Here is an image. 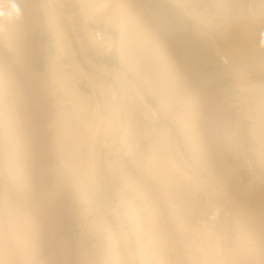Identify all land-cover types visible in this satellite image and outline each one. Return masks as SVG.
I'll return each instance as SVG.
<instances>
[{"label": "rangeland", "instance_id": "1", "mask_svg": "<svg viewBox=\"0 0 264 264\" xmlns=\"http://www.w3.org/2000/svg\"><path fill=\"white\" fill-rule=\"evenodd\" d=\"M94 1L0 0V264H212L217 238L264 264V0ZM94 29L134 82L115 104Z\"/></svg>", "mask_w": 264, "mask_h": 264}, {"label": "built area", "instance_id": "2", "mask_svg": "<svg viewBox=\"0 0 264 264\" xmlns=\"http://www.w3.org/2000/svg\"><path fill=\"white\" fill-rule=\"evenodd\" d=\"M245 9L247 12L252 11V1H249L245 5ZM92 36L94 39L93 43L99 47V51L95 53L96 55H92L93 57L90 59L89 68L86 70L88 75L86 80L89 83V81L97 79L100 83H103L106 86L105 92L107 93L109 102L115 104L125 93L130 92L131 89L134 91V82L121 62L118 38L116 35L112 32L94 29ZM71 47L72 44L66 41L59 49L62 52L61 58L67 61V64L72 61L69 55ZM220 62L223 66L229 65V60L226 56H222ZM147 108L150 117L156 120L158 117L157 110L154 107ZM155 150H158L157 146H155Z\"/></svg>", "mask_w": 264, "mask_h": 264}, {"label": "bare ground", "instance_id": "3", "mask_svg": "<svg viewBox=\"0 0 264 264\" xmlns=\"http://www.w3.org/2000/svg\"><path fill=\"white\" fill-rule=\"evenodd\" d=\"M51 2V1H50ZM95 2V1H94ZM132 2V1H131ZM51 5V4H50ZM52 8V7H51ZM109 9H110V0H100V1H98V2H95V4H94V11H95V13H97V14H99V15H105L106 13H107V11H109ZM59 29V28H58ZM127 30H122V32H121V38L122 39H124L125 37H127ZM90 38H91V40H92V42H94V39H93V36H92V32H91V35H90ZM79 67V66H78ZM79 70L85 75V73L83 72V69L81 68V67H79ZM86 76V75H85ZM87 77V76H86ZM139 96L143 99V97L140 95V93H139ZM98 107V106H97ZM97 109V108H96ZM112 118V117H111ZM101 119V118H100ZM102 124V122L101 121H99V125H101ZM151 160V159H150ZM150 166L149 167H152V169L153 170H155L158 166H160V161L159 160H151L150 161ZM152 170V171H153ZM209 201V200H208ZM211 202V201H210ZM209 204H211L212 205V207H214L216 204H215V202L214 203H209ZM217 207V206H216ZM215 207V208H216ZM214 208V209H215ZM126 210H127V212H128V214H129V216L135 221V223H138V216H137V213H136V210H135V208H134V206L131 204V202H129V201H127V204H126ZM114 211H116V209L114 210ZM117 215H120L119 213L117 214ZM201 216H203V215H201ZM208 216V215H207ZM199 218H200V216H199ZM213 218V217H212ZM201 219V218H200ZM204 219V218H203ZM206 220V219H205ZM201 221V223H202V220H200ZM203 222H204V220H203ZM207 222V221H206ZM214 223H215V221H214ZM205 224V223H204ZM203 224V225H204ZM213 224V223H212ZM204 227V226H203ZM217 227V226H216ZM207 228V227H206ZM204 229H205V227H204ZM213 229V228H212ZM214 229H215V227H214ZM203 230V229H202ZM207 230V229H206ZM210 230H211V228H210ZM199 231V230H198ZM214 231H216V230H214ZM213 231V232H214ZM203 232H205L204 230H203ZM217 232V231H216ZM219 232V231H218ZM218 232H217V234H218ZM205 233H207V231L205 232ZM204 233V234H205ZM220 233V232H219ZM213 233H211V236H215L214 234H215V232H214V234L212 235ZM208 235V234H207ZM220 235V234H219ZM150 236V235H149ZM198 236H199V234H198ZM204 236V235H203ZM206 237V236H205ZM205 237H202V240H203V238L204 239H206ZM213 237H212V239H213ZM216 237H217V235H216ZM215 237V238H216ZM151 238V237H150ZM217 240H218V238H217ZM217 240H216V242H208V244H206L207 243V241L208 240H206L205 242H203L204 244H206L208 247L209 246H213V248H214V250H209L210 248H208V251L207 252H211V254H210V256H208V254H207V252H206V258H205V260H204V262L206 261V260H208V261H210L212 264H218V262H220L223 258H224V256H226V254L221 250V248L220 247H222L221 245H220V243L218 244L217 243ZM150 241V240H149ZM209 241H211L210 239H209ZM215 241V240H214ZM150 243V242H149ZM220 245V246H219ZM206 246V247H207ZM202 249V248H201ZM117 250V249H116ZM154 251V250H153ZM155 252H156V250H155ZM231 252V251H230ZM229 254V253H228ZM236 254V253H235ZM156 255V254H155ZM202 255H203V252H202ZM116 256H117V253H116ZM158 256H159V254H158ZM228 256V255H227ZM232 256V255H231ZM234 256V255H233ZM232 256V257H233ZM160 257V256H159ZM205 257V256H204ZM230 258V257H229ZM225 259H227V258H225ZM231 259V258H230ZM116 260L118 261V258H116ZM203 260V259H202ZM157 263L158 264H163V262L164 261H162V259H160V258H158L157 260ZM203 262V261H202ZM201 262V263H202ZM223 263H224V261H222ZM222 262H221V264H222ZM118 264H120V262L118 261L117 262ZM200 263V264H201ZM238 263V262H237Z\"/></svg>", "mask_w": 264, "mask_h": 264}, {"label": "crops", "instance_id": "4", "mask_svg": "<svg viewBox=\"0 0 264 264\" xmlns=\"http://www.w3.org/2000/svg\"><path fill=\"white\" fill-rule=\"evenodd\" d=\"M92 57H93V56L90 54V55H89V58L92 59ZM90 59H88V60H90ZM88 65H89V64H88Z\"/></svg>", "mask_w": 264, "mask_h": 264}, {"label": "clouds", "instance_id": "5", "mask_svg": "<svg viewBox=\"0 0 264 264\" xmlns=\"http://www.w3.org/2000/svg\"><path fill=\"white\" fill-rule=\"evenodd\" d=\"M262 35H264V34H262ZM262 42H264V41H262Z\"/></svg>", "mask_w": 264, "mask_h": 264}]
</instances>
